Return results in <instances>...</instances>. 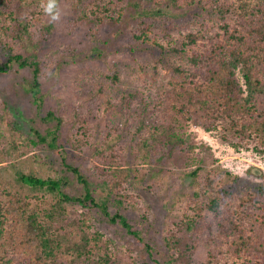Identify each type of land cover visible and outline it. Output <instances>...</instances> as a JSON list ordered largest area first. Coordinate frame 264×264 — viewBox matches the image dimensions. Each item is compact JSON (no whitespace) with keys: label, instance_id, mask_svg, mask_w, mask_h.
I'll return each mask as SVG.
<instances>
[{"label":"trees","instance_id":"1","mask_svg":"<svg viewBox=\"0 0 264 264\" xmlns=\"http://www.w3.org/2000/svg\"><path fill=\"white\" fill-rule=\"evenodd\" d=\"M61 1L80 10L78 23L92 35L118 23L130 4L59 0V5ZM40 3L0 0V75L32 71L27 88L21 89L39 112L46 78L39 48L55 28ZM140 4L143 16L158 23L186 21V30L166 45L150 41L145 31L136 36L151 42L142 51L152 70L162 65L173 78L156 85L155 95L137 99L130 94L119 103L104 101V89L93 91L79 80L70 102L59 100L56 109L45 112V130L31 127L26 140L9 133L10 145L0 150V168L10 155L22 158L45 147L59 149V164L40 161L54 171L47 177L36 167L23 172L12 164L0 172V264H131L101 225L141 239L125 213L139 206L136 191H129L163 188L170 180L178 191L168 207L163 264H264V183L246 181L217 165L209 146L195 143L187 132L194 124L216 133L235 151L264 156V0ZM63 64L58 62L54 78ZM119 72L112 71V81H119ZM10 112L0 103L1 127L5 123L11 129ZM68 123L75 128L71 145L88 149L96 161L89 173L69 162L62 149L60 137ZM8 168L15 170L14 178L3 176Z\"/></svg>","mask_w":264,"mask_h":264},{"label":"rangeland","instance_id":"2","mask_svg":"<svg viewBox=\"0 0 264 264\" xmlns=\"http://www.w3.org/2000/svg\"><path fill=\"white\" fill-rule=\"evenodd\" d=\"M129 2V6L123 10L118 23L111 22L102 31L98 33L94 31L93 35L90 32L91 29L78 23L81 22L82 16L80 10L71 8L65 1L60 2L61 19L54 23L53 34L47 41L41 42L39 48L40 64L46 74L43 83V94L45 95L43 109L39 112L33 105L32 99L27 98L21 89L22 85L27 88L26 80L32 79V71L14 69L8 74L0 75V103L2 105L4 103V107L11 110L8 121L12 122L11 129L5 123L2 124L3 127L0 125V133L2 132L0 150L10 145L9 133L11 131L26 140L32 135L31 127L39 132L45 130L46 125L41 122L45 112L56 109L59 100L70 102L71 89L79 80L82 81V85L90 87L93 91L98 88L104 89V101L110 99L114 103H119L122 98L130 94H136L137 99L147 98L151 94L155 95L156 85H164L173 78V72L162 65L156 72L152 70L148 55L142 51L146 50L151 42L142 43L136 39V36L145 31L150 41L157 39L166 45L171 37H179L180 32L186 30V21L176 18L158 23L154 18L143 16L144 7L140 4V0ZM135 2L137 5L134 8ZM113 16L117 18L119 15L114 13ZM30 46L31 50L36 49L35 46ZM94 48H99V53L94 52ZM59 61L64 64L59 76L54 78L55 68ZM113 70L120 71L118 82L111 79ZM133 106L138 109L137 103ZM26 119L34 122L28 123ZM187 127V132L195 143L209 146L213 159L217 160V165L224 167L234 175H239L246 181L264 183V156L253 151H235L222 144L216 133L206 132L194 124ZM74 133L75 128H72L69 123L63 128L60 137V143H63L62 149L66 152L69 162L80 167L83 172L89 173V169L96 164V161L88 149L79 151L71 145L70 137ZM27 152L28 154L22 158L10 155L11 158L1 164L0 172L3 173L5 167L12 164L23 172L36 167L41 170V176L54 175V171L50 170L51 167L43 163L54 164L57 167L59 160L56 155L59 149L52 151L45 147L43 150L32 149ZM35 154L39 155L40 160L35 158ZM33 160H37L36 164H33ZM14 173L13 168H8L7 174L3 176L14 178ZM133 191H136L139 197L137 200L139 206L134 211L125 213L133 230L140 233L141 239L117 227L107 228L105 223L101 226L110 237L114 238L116 246L120 247L123 255L128 256L131 264H163L168 257L164 242L166 220H169V209L173 207L170 202L178 191L177 187L172 185L170 180L163 188H142L130 190L129 193ZM76 209L79 215L81 209L78 207ZM199 256L204 258V254Z\"/></svg>","mask_w":264,"mask_h":264},{"label":"clouds","instance_id":"3","mask_svg":"<svg viewBox=\"0 0 264 264\" xmlns=\"http://www.w3.org/2000/svg\"><path fill=\"white\" fill-rule=\"evenodd\" d=\"M40 8L49 17L50 22L56 23L61 19L59 0H41Z\"/></svg>","mask_w":264,"mask_h":264}]
</instances>
